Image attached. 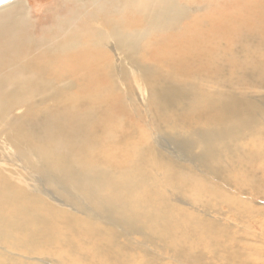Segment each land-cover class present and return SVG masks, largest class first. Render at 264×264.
<instances>
[{"label":"bare ground","instance_id":"6f19581e","mask_svg":"<svg viewBox=\"0 0 264 264\" xmlns=\"http://www.w3.org/2000/svg\"><path fill=\"white\" fill-rule=\"evenodd\" d=\"M125 1L0 49V264H212L264 218V0Z\"/></svg>","mask_w":264,"mask_h":264},{"label":"rangeland","instance_id":"374dc122","mask_svg":"<svg viewBox=\"0 0 264 264\" xmlns=\"http://www.w3.org/2000/svg\"><path fill=\"white\" fill-rule=\"evenodd\" d=\"M76 1L79 3L80 0H12L8 4L0 6V49H2L3 44L10 40L14 34H19L23 39H27L29 35L33 33V28H35L38 38H40V33L42 31H51L52 28V32H56L54 28L56 18L73 16L74 10L77 7ZM128 1L129 0H126L125 3L122 2L124 7H126ZM214 1L215 0H189L187 3L192 6L197 2V7L199 8L197 12L201 10V13L204 15L203 22H209L216 15L215 8L219 6H215L213 10L210 9L208 11L202 10V8L206 4L210 5L212 2L214 3ZM233 4L234 1L231 0L230 2L228 0L219 1V5L224 7L223 13L228 12ZM100 12L102 11L97 10V13ZM124 13H126V17L129 21H134L135 17L140 15V12L136 8L127 9ZM114 16L118 17V15ZM193 20H196V22L191 25V29L195 28L197 24L200 25L202 23L197 19H192V21ZM49 40V36L44 39L45 42ZM23 46L25 49L27 48L25 45ZM145 47L146 46H141L140 48L145 49ZM29 48L31 49V46H29ZM28 49L26 51H28ZM222 51H224V49ZM17 52L22 53L19 49ZM33 52L32 50L31 54ZM140 101L143 103L142 97H140ZM142 108L144 109V107ZM148 117L149 116L145 115V123H149L150 120ZM261 170L262 172H260ZM256 172L260 180V192L264 196V171L261 168ZM229 180L233 182L232 178H229ZM247 193L251 195V191L248 189ZM237 198L239 199L240 197L237 196ZM251 198L253 197L247 195V199H244V201L247 200L252 208L256 207L262 209L264 212V200L261 198V201L257 200L256 202V200ZM257 219H255L256 222H252L251 224H239L228 220L229 223L226 226L220 227L223 233V247L226 253L223 251L224 255L218 256V254L221 253L220 249V252L215 255L216 258H214V256L213 258L211 257V259H213L212 264H264V218ZM225 235L226 237H224ZM135 246L136 242L131 248L134 249ZM207 257L209 258L210 256ZM19 259L24 260L20 257ZM205 259L206 258L203 260ZM26 261L36 264H45L46 262V260L38 257ZM170 262L166 264H174V262ZM48 264L51 263L48 262ZM147 264H158V262L156 259H153Z\"/></svg>","mask_w":264,"mask_h":264},{"label":"water","instance_id":"95a60500","mask_svg":"<svg viewBox=\"0 0 264 264\" xmlns=\"http://www.w3.org/2000/svg\"><path fill=\"white\" fill-rule=\"evenodd\" d=\"M12 0H0V6L3 5V4H6L8 2H10Z\"/></svg>","mask_w":264,"mask_h":264}]
</instances>
